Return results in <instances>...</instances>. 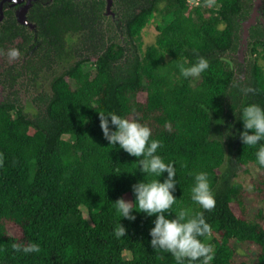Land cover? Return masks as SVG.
<instances>
[{
    "label": "trees",
    "instance_id": "1",
    "mask_svg": "<svg viewBox=\"0 0 264 264\" xmlns=\"http://www.w3.org/2000/svg\"><path fill=\"white\" fill-rule=\"evenodd\" d=\"M252 6L253 0H198L196 5L112 0L113 17L106 14V0H53L45 6L36 1L27 14L34 29L18 24L13 9L4 10L0 264H176L169 253L149 245L154 217L139 213L130 222L115 211L113 203L125 194L135 200L131 186L144 174L134 164L138 158L104 139L101 109L147 123L152 137L162 141L157 151L176 169L178 200L170 215L185 207L203 212L211 231L201 239L215 253L209 264H264V169L255 162L256 148L238 136L240 109L248 103L264 106L263 23L248 29L244 64L237 55L241 23ZM155 14L170 20L142 48L141 31ZM73 32L86 36L89 54L78 53L52 78L51 93L38 97V110L28 116L15 88L18 67L25 63L35 78ZM11 48L20 51L16 59L7 55ZM200 57L209 67L193 84L192 77L180 76L177 65ZM85 63L91 71L84 70ZM230 125L233 134L226 136ZM249 165L258 169L252 192L236 180ZM198 171L208 173L216 201L211 210L190 198ZM251 195L262 204L252 211L246 201ZM119 220L127 231L118 239L113 228ZM10 225L18 228V237L8 234ZM29 242L39 244V252L13 247Z\"/></svg>",
    "mask_w": 264,
    "mask_h": 264
},
{
    "label": "clouds",
    "instance_id": "2",
    "mask_svg": "<svg viewBox=\"0 0 264 264\" xmlns=\"http://www.w3.org/2000/svg\"><path fill=\"white\" fill-rule=\"evenodd\" d=\"M9 59H16L20 51L16 48L8 50ZM264 63V62H262ZM180 76L184 78L196 77L205 72L208 61L200 57L195 63L186 66L178 64ZM245 92H254L247 88ZM99 127L109 146L118 145L128 155L138 158L134 163L144 174V179L131 186L134 201L118 198L114 203L116 213L130 222L137 219V214L143 213L151 220L149 229V245L153 250L169 253L176 264H209L214 258V247L202 240L211 231L202 211L193 212L191 208H180L177 214L170 215V209L177 203L175 192L177 186L174 162L166 161L158 153L162 141L152 137V130L139 119L121 115L115 111L101 109L97 111ZM238 121L242 122V129L238 132L241 143L255 147V162L260 169H264V106L258 103L245 104L240 109ZM232 126L224 135H232ZM166 173V176H165ZM149 177H151L149 179ZM191 200L202 209L211 210L215 206V197L210 187L208 173L195 172L190 187ZM135 205V207L133 206ZM114 226L113 234L116 238L126 235V228L120 222ZM17 251L24 253L39 252V244L29 242L26 245H13Z\"/></svg>",
    "mask_w": 264,
    "mask_h": 264
},
{
    "label": "rangeland",
    "instance_id": "3",
    "mask_svg": "<svg viewBox=\"0 0 264 264\" xmlns=\"http://www.w3.org/2000/svg\"><path fill=\"white\" fill-rule=\"evenodd\" d=\"M197 1L198 0H188V3L191 5H196ZM169 20V16L162 18V16L159 14H155L150 18L146 26L141 31L139 42L142 48L154 42L155 36L158 33L157 27L166 25ZM87 42L86 36L83 37L82 33H70L67 35L65 37V45L62 51L55 55L52 61H48L46 64H44L41 67V70L36 71L37 75L33 79L30 78L32 75L30 74V71L25 68V63H23L22 66L20 64L18 70L21 71V75L17 79L15 88L19 87L17 93L19 104L28 116H33V114L38 110V97L51 93L50 82L52 78L59 75L69 65H72L79 58L78 53H80V56L89 54ZM245 54H247L246 48L242 51V56L240 58L242 64L245 62ZM83 68L85 71H91L92 66L90 63H85ZM198 78L192 77V83L194 84L197 82ZM6 91V87L4 88L0 86V98L5 97ZM257 176L258 169L249 165L238 171L236 180L241 183L246 190L252 192L253 182L257 179ZM124 199L126 201H131L129 194H125ZM246 201L250 206V211H252L253 208H259L262 206V204L254 199L252 195L247 197ZM83 215L87 218V212L85 208H83ZM7 231L8 234L13 237H18L20 235L18 228L13 225L8 226ZM210 239L211 236H209L206 241L208 242ZM123 256L125 258L129 257L127 253H124Z\"/></svg>",
    "mask_w": 264,
    "mask_h": 264
},
{
    "label": "water",
    "instance_id": "4",
    "mask_svg": "<svg viewBox=\"0 0 264 264\" xmlns=\"http://www.w3.org/2000/svg\"><path fill=\"white\" fill-rule=\"evenodd\" d=\"M23 0H0V18L2 17V11H3V3L4 2H11V3H20ZM27 4L30 5V3L32 1H36V0H26ZM111 4H112V0H106V14L110 15L111 11ZM262 2L261 0H253V6H252V10L250 13L249 18H247L245 21H243L241 23V40H240V49L238 51V56L239 59L242 56V51L246 48V42L248 40L249 37V32L248 29L250 26L254 25L257 21H260L261 23L264 24V18L261 15V8ZM25 8L20 10L17 13V22H19L22 25H28L31 28H33V24L29 23L26 19H25Z\"/></svg>",
    "mask_w": 264,
    "mask_h": 264
},
{
    "label": "flooded vegetation",
    "instance_id": "5",
    "mask_svg": "<svg viewBox=\"0 0 264 264\" xmlns=\"http://www.w3.org/2000/svg\"><path fill=\"white\" fill-rule=\"evenodd\" d=\"M36 1H40V2L45 6V5L49 4V2H52L53 0H36ZM36 1H32V2L30 3V5L27 4V1H26V0H23V1H21L20 3L4 2V3H3L2 17L0 18V22L4 19V10H6V9H13L14 15H15L16 20H17V13H18L20 10H22V9L25 8V13H24V15H25V19H26L29 23H31V22L27 19V14H28L29 9L32 7V3H33V2H36ZM111 6H112V4H111ZM110 11H111V8H110ZM110 15L113 16V17L115 16V14H114L112 11H111ZM17 23L20 24L19 22H17ZM31 24H33V23H31ZM20 25H22V24H20ZM24 26H27V27H29L30 29H34V28H35V25H34V24H33V26H34L33 28H31V27L28 26V25H24ZM73 33H75V32H73ZM69 34H70V33H66L65 36H67V35H69Z\"/></svg>",
    "mask_w": 264,
    "mask_h": 264
}]
</instances>
